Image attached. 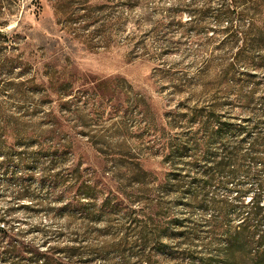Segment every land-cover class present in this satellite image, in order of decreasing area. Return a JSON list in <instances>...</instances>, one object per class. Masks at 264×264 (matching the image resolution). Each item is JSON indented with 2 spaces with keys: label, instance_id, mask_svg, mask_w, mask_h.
<instances>
[{
  "label": "rangeland",
  "instance_id": "1",
  "mask_svg": "<svg viewBox=\"0 0 264 264\" xmlns=\"http://www.w3.org/2000/svg\"><path fill=\"white\" fill-rule=\"evenodd\" d=\"M237 1L0 0V212L12 210L25 247L80 237L75 264H199L172 224L184 216L200 228L195 245L226 244L205 230L209 215L174 196L159 210L140 199H157L162 144L185 135L194 100L264 90V46L238 61L243 40L225 29L240 23L215 16L226 4L264 34V0ZM149 223L167 235L141 233Z\"/></svg>",
  "mask_w": 264,
  "mask_h": 264
},
{
  "label": "trees",
  "instance_id": "2",
  "mask_svg": "<svg viewBox=\"0 0 264 264\" xmlns=\"http://www.w3.org/2000/svg\"><path fill=\"white\" fill-rule=\"evenodd\" d=\"M149 1L154 0H128L127 5L143 7ZM231 2L239 4L237 0ZM224 6L215 16L240 23H232L225 32L243 40L236 57L244 61L264 46V34L254 26L244 30L241 24L247 15ZM125 42L135 49L139 44L136 33L128 34ZM138 51L146 55L147 50L143 47ZM210 70L208 62L197 70V75ZM232 73L233 65L223 75ZM194 101V106L187 109L185 135L162 144V164L168 169L157 199L149 200L147 192L140 200L159 210L163 209L166 197L174 196L187 210L197 209L210 216L205 230L213 236L225 234L226 244L202 242L198 247L195 242L200 228L188 225L190 217H177L172 222L176 235L190 246L191 259L199 264H264V230L254 225L264 222V90H226ZM3 136L1 133L0 138ZM11 212V209L0 212V264H75V259L82 255L80 237L63 248L48 247L41 251L25 247L17 239L21 232H15ZM91 215L90 212L88 217ZM233 218L242 221L239 226L234 229L224 226ZM147 228L156 231L159 238L167 235V228L150 223L141 233ZM256 235L258 242L252 243ZM57 254L66 259L59 260Z\"/></svg>",
  "mask_w": 264,
  "mask_h": 264
}]
</instances>
